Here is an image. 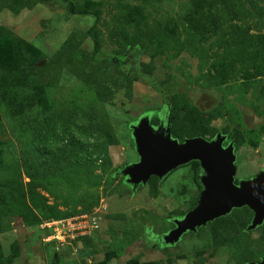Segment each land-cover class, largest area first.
Masks as SVG:
<instances>
[{"label":"rangeland","instance_id":"374dc122","mask_svg":"<svg viewBox=\"0 0 264 264\" xmlns=\"http://www.w3.org/2000/svg\"><path fill=\"white\" fill-rule=\"evenodd\" d=\"M212 1L0 0V96L14 89L17 98L43 95L78 124L70 127L73 135L91 130L102 145L76 170L53 174L55 166L47 165L39 172L35 190L45 206L37 214L49 206L61 216L30 225L20 195L9 198V184L18 180L29 203L31 181L12 132L15 123L0 105V252L7 264L264 259V223L246 230L251 209L233 210L174 245L150 240L167 234L197 205L201 170L194 162L136 188L116 174L139 160L132 124L145 114L158 124L168 102L175 137L221 133L225 145L234 144L237 183L264 170V38L249 39L250 45L240 34L244 29L264 37V0H215L209 6ZM191 11L201 17L198 25L187 21Z\"/></svg>","mask_w":264,"mask_h":264},{"label":"water","instance_id":"95a60500","mask_svg":"<svg viewBox=\"0 0 264 264\" xmlns=\"http://www.w3.org/2000/svg\"><path fill=\"white\" fill-rule=\"evenodd\" d=\"M162 118L164 121L155 126L151 123L152 115L145 114L132 124L139 160L116 172L136 188L146 185L154 176L162 180L180 166L199 162L202 190L198 203L182 219L174 220L175 228L160 238L162 245H174L185 233L196 232L242 207L254 213L246 230L261 226L264 223V170L237 183L235 148L232 142L225 145L226 135L218 133L212 139L192 136L180 141L173 137L167 116L162 115ZM253 264H264V259Z\"/></svg>","mask_w":264,"mask_h":264},{"label":"trees","instance_id":"16d2710c","mask_svg":"<svg viewBox=\"0 0 264 264\" xmlns=\"http://www.w3.org/2000/svg\"><path fill=\"white\" fill-rule=\"evenodd\" d=\"M216 3L217 1L213 0L209 6H213ZM225 3L227 4L226 0ZM232 10L234 12L235 9L231 8V11ZM186 18L191 25H198L197 22L201 17H199L195 11H191L186 15ZM239 29L240 27L236 28L237 31ZM240 32H242L240 34L244 39H248L250 45L252 44L250 40L264 38L259 36L253 37L252 35H249V33L245 32L244 29H241ZM240 48L241 46H238V49ZM252 51L256 52L253 49ZM134 53L133 57L138 58L136 52ZM137 74L140 75L141 73L137 72ZM150 82L151 85L154 86L156 90L161 92L166 99L167 96L161 86H158L154 79H151ZM15 91V89L12 92L8 90L3 91L0 96V105L7 110L8 118L15 123V126L12 127V132L20 143L21 159L25 164L26 174L31 181L27 187L30 205L27 203L25 188L18 180L9 184L12 191V193L10 192L9 194V198L13 201L20 195L21 201L23 202L22 206L25 208L24 213L28 224L36 225L61 216L60 211L55 212L54 209L49 206V211H43L42 213L37 214L36 211L41 210L42 207L45 206L42 197H40L35 190L37 183L36 180L39 178V172L41 170L43 171L47 165L55 166L53 174L62 170H76L77 167L89 162L93 153H99L102 145L100 137L94 136L95 133L91 130H80L78 135H73L74 133L70 130V127H73L74 129V127L78 126V124L67 119L66 109H56L43 95L38 98H36L35 94L32 96H21L20 98H17ZM170 106L171 102H168L164 108L166 115L168 114V120L171 118ZM173 124L174 121H172V125ZM172 135L175 137L173 133ZM196 135L202 136V133L191 132L188 135L176 136L175 138L183 141L186 136L192 137ZM90 137H92L94 141H89ZM14 154H16V151H14ZM194 163L199 169V162L194 161ZM108 181L111 182V177L108 178ZM196 181L201 186L199 178H196ZM234 210H242L243 212L251 213L248 207H242ZM227 216L216 220L227 219ZM81 238L90 240V238L86 236ZM0 264H7V259L3 254H1V252Z\"/></svg>","mask_w":264,"mask_h":264},{"label":"flooded vegetation","instance_id":"af4514ba","mask_svg":"<svg viewBox=\"0 0 264 264\" xmlns=\"http://www.w3.org/2000/svg\"><path fill=\"white\" fill-rule=\"evenodd\" d=\"M153 117V116H152ZM158 119H159V121H158V124H153V125H155V126H157V125H159L160 124V122L163 120L164 121V119L162 118V115H158ZM151 121H152V119H151ZM152 123V122H151ZM162 236V235H161ZM161 236L160 235H152V237H151V241L154 243V245H156V246H158V247H162L163 245H162V243L160 242L161 240H160V238H161ZM263 260V259H262ZM253 264V263H252Z\"/></svg>","mask_w":264,"mask_h":264},{"label":"built area","instance_id":"2783aa9c","mask_svg":"<svg viewBox=\"0 0 264 264\" xmlns=\"http://www.w3.org/2000/svg\"><path fill=\"white\" fill-rule=\"evenodd\" d=\"M78 222L81 223V224L84 223V225H83V227H82L81 229H83L84 231H85L86 229L88 230V228H89L88 225H89V224H87L86 221H83L82 219H80ZM76 228H77V227H76ZM87 230H86V231H87Z\"/></svg>","mask_w":264,"mask_h":264}]
</instances>
